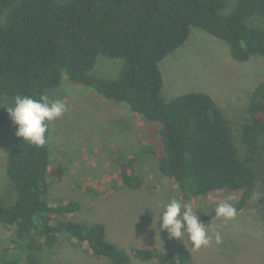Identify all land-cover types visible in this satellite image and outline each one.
Here are the masks:
<instances>
[{"label":"trees","instance_id":"obj_1","mask_svg":"<svg viewBox=\"0 0 264 264\" xmlns=\"http://www.w3.org/2000/svg\"><path fill=\"white\" fill-rule=\"evenodd\" d=\"M224 6L223 0H0V98L39 99L65 80L124 103L133 114L159 124V169L178 186L181 199L240 191L233 204L238 213L255 190L253 165L264 137V80L254 86L245 123L236 129L205 93L169 101L161 97L159 64L185 44L191 29L225 43L237 62L252 56L264 59V29L247 22L264 17V0H235L226 16L221 14ZM98 57L122 61L115 79L90 74ZM9 121L7 112L0 113V125ZM51 127L52 122L45 146L37 148L16 137L8 153L6 174L15 198L8 207L0 202V225L12 227L0 264H20L22 259L39 264V255L54 249L60 237L75 240L89 255L110 264H131V258L192 264L182 240L171 251L131 248L128 255L107 240L102 223L70 219L81 210L77 201L48 200L49 185L64 176V168L49 160ZM119 175L122 187H140L131 161L120 165ZM216 207L200 220L213 219Z\"/></svg>","mask_w":264,"mask_h":264},{"label":"rangeland","instance_id":"obj_2","mask_svg":"<svg viewBox=\"0 0 264 264\" xmlns=\"http://www.w3.org/2000/svg\"><path fill=\"white\" fill-rule=\"evenodd\" d=\"M223 1L221 14L226 16L235 0ZM250 21L252 26L264 29V17H252L247 22ZM3 22L4 14H0V24ZM121 65L120 60L98 57L90 74L115 79ZM159 67L163 100L192 92L205 93L234 129L245 123L251 92L264 80L263 58L252 56L245 62H237L225 43L197 29H191L185 44L163 59ZM45 94L67 106L64 116L52 122L49 154L53 166L64 168V176L49 185L47 199L56 204L77 201L81 210L70 219L102 223L107 240L128 255L131 248L171 251L178 240L170 239L166 231L158 234L151 228L153 211L159 213L171 199L183 200L175 182L159 169L163 153L159 124L133 114L124 103L105 100L91 89L65 80ZM12 102L0 98V113L7 112L4 107ZM15 131L11 120L0 125V202L4 207L12 205L15 198L6 174L7 156L17 137ZM255 160V190L246 207L232 219L215 216L203 222L209 226L211 245L194 251L187 238L182 239L190 251L192 264H264V137L259 140ZM129 161L141 179L135 190L122 187L120 182V165ZM240 195V191L221 190L184 201L192 203L200 216L224 201L234 204ZM11 233L12 227L0 225V252ZM217 234L221 238L219 244L215 240ZM24 262L22 259L20 264ZM39 264L110 263L92 257L75 240L60 237L54 249L39 255ZM131 264L158 263L131 258Z\"/></svg>","mask_w":264,"mask_h":264},{"label":"clouds","instance_id":"obj_3","mask_svg":"<svg viewBox=\"0 0 264 264\" xmlns=\"http://www.w3.org/2000/svg\"><path fill=\"white\" fill-rule=\"evenodd\" d=\"M4 108L11 122L16 126L15 135L37 148L47 144L46 133L49 124L62 118L67 112L64 102L59 99L50 100L46 94L41 95L39 99L17 95L13 102ZM150 209L153 211L152 208ZM196 210L190 202L171 199L162 206L159 213L153 211L155 216L151 228L156 229L158 234L166 231L170 239L180 242L186 237L194 251L202 246L208 247L212 243V237L208 234L209 226L200 220ZM236 212L235 206L227 201L218 204L215 208L216 217L225 220L234 218ZM158 222L159 227H157ZM215 240L217 244L221 242L219 234L216 235Z\"/></svg>","mask_w":264,"mask_h":264}]
</instances>
